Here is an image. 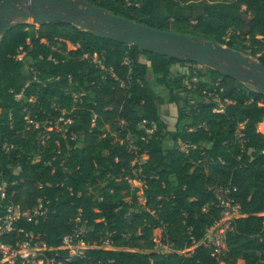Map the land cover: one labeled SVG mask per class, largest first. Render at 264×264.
<instances>
[{"label":"trees","instance_id":"obj_1","mask_svg":"<svg viewBox=\"0 0 264 264\" xmlns=\"http://www.w3.org/2000/svg\"><path fill=\"white\" fill-rule=\"evenodd\" d=\"M77 1L264 65V0ZM196 65L66 23L11 28L0 41V217L48 205L0 242H39L55 264H264V95ZM227 186L243 217L217 255L200 242L219 218L213 189ZM77 222L94 247L67 261L61 241Z\"/></svg>","mask_w":264,"mask_h":264},{"label":"water","instance_id":"obj_2","mask_svg":"<svg viewBox=\"0 0 264 264\" xmlns=\"http://www.w3.org/2000/svg\"><path fill=\"white\" fill-rule=\"evenodd\" d=\"M44 23H66L152 54L195 63L264 95V65L226 46L143 27L83 1L4 0L0 3V41L17 25Z\"/></svg>","mask_w":264,"mask_h":264},{"label":"built area","instance_id":"obj_3","mask_svg":"<svg viewBox=\"0 0 264 264\" xmlns=\"http://www.w3.org/2000/svg\"><path fill=\"white\" fill-rule=\"evenodd\" d=\"M21 58L22 57L20 55L19 59ZM85 59H87L92 65L99 69L104 68V62L97 54H93L92 56L86 55ZM127 63L128 60L125 59L124 64ZM188 66L190 67L191 65ZM192 67L195 68V66ZM197 81V78H191L190 80H187L185 84L187 85V88L191 90L195 88L192 86L195 85ZM16 98L20 99V96H16ZM142 128H144V126H142ZM129 183L132 187V184H138V182L135 181H129ZM4 188V183L0 182V199H4ZM236 191L237 190L235 188L228 186L215 187L213 189L215 202L212 204V206L214 209L218 210L219 218L212 226L205 230L204 237L200 243L212 247L215 251V254L217 255L225 249L224 242L226 234L233 231V224L235 220L243 217L240 205L235 198ZM47 205V201L39 199L32 209L26 211H22L17 206L6 207L5 214L0 217V239L1 237L10 234L13 231L12 223L18 219H26L28 221L37 222L38 219L44 218L47 212ZM78 223L79 222L76 223L71 234L63 237L61 241L60 249L67 251V261L72 259H83L85 257V252L94 247V245H90L84 241V235ZM196 246L197 244L192 242V245L189 248H186L182 253L192 252ZM103 247L105 249H110L111 241H104ZM163 248L164 250H167V247ZM44 251L45 246L39 242H35L31 246L29 241L24 240L18 246V248L3 245L0 242V264H14L15 260L17 259L23 264H55L53 258H43Z\"/></svg>","mask_w":264,"mask_h":264},{"label":"rangeland","instance_id":"obj_4","mask_svg":"<svg viewBox=\"0 0 264 264\" xmlns=\"http://www.w3.org/2000/svg\"><path fill=\"white\" fill-rule=\"evenodd\" d=\"M183 66H184V67H183ZM187 67H189V66H188V65L185 66V65H180V64H178V65H176V66L174 67V71H175V72H181V71H183V70H182L183 68L186 69ZM196 67L201 68V66L198 65V64L196 65ZM25 72H26V70H25ZM246 87H247V86H246ZM248 88H253V87H251V86L248 85ZM167 110H169L171 113H175V107H174V106H168V107H167ZM107 130H108V131H111L112 134L114 135V133H113V131H112V129H111L110 127L107 128ZM258 131L264 134V124L258 126ZM184 149H185V147L183 146V147L181 148V150L184 151ZM132 185H133V187H138V188L141 186V185H139V183H138L137 185H136L135 183L132 184ZM262 216H264V213L262 214Z\"/></svg>","mask_w":264,"mask_h":264},{"label":"crops","instance_id":"obj_5","mask_svg":"<svg viewBox=\"0 0 264 264\" xmlns=\"http://www.w3.org/2000/svg\"><path fill=\"white\" fill-rule=\"evenodd\" d=\"M22 56H23V55H21V57H22ZM259 125H261V124H259ZM259 125H258V126H259Z\"/></svg>","mask_w":264,"mask_h":264}]
</instances>
